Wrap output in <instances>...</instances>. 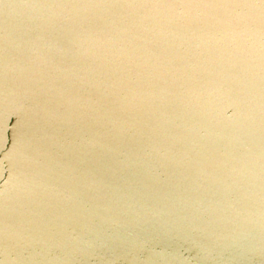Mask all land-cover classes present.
Segmentation results:
<instances>
[{
	"label": "water",
	"instance_id": "obj_1",
	"mask_svg": "<svg viewBox=\"0 0 264 264\" xmlns=\"http://www.w3.org/2000/svg\"><path fill=\"white\" fill-rule=\"evenodd\" d=\"M0 264H264V0H0Z\"/></svg>",
	"mask_w": 264,
	"mask_h": 264
}]
</instances>
